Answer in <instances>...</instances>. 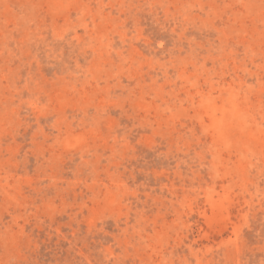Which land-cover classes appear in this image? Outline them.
Instances as JSON below:
<instances>
[{
    "label": "rangeland",
    "instance_id": "374dc122",
    "mask_svg": "<svg viewBox=\"0 0 264 264\" xmlns=\"http://www.w3.org/2000/svg\"><path fill=\"white\" fill-rule=\"evenodd\" d=\"M0 264H264V0H0Z\"/></svg>",
    "mask_w": 264,
    "mask_h": 264
}]
</instances>
